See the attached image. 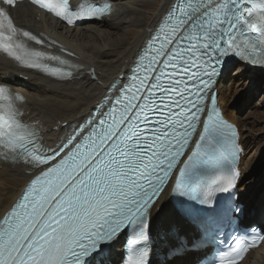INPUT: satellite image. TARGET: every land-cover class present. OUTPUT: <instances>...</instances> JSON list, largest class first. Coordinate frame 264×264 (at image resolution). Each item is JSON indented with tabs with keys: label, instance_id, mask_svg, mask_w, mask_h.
<instances>
[{
	"label": "snow or ice",
	"instance_id": "snow-or-ice-1",
	"mask_svg": "<svg viewBox=\"0 0 264 264\" xmlns=\"http://www.w3.org/2000/svg\"><path fill=\"white\" fill-rule=\"evenodd\" d=\"M32 3L70 25L84 18V6L73 10L69 0ZM14 4L0 0V50L21 61L22 45L13 43L17 29L8 11ZM107 11V4L86 9L93 16ZM232 54L248 63L264 56V0H174L141 51L131 83L93 106L55 148H45L38 131L24 123L17 105L23 97L0 85V144L39 172L0 218V264H83L102 241L146 215L166 190L187 187L184 166L214 134H230L233 143L210 164L239 152L236 130L217 113L212 91L224 58ZM47 60L64 63L55 55ZM42 63L36 52L28 67ZM44 67L53 76L73 75L71 66ZM240 175L234 168L220 190L233 188ZM138 238L146 239V233ZM146 258L144 250L128 264H146Z\"/></svg>",
	"mask_w": 264,
	"mask_h": 264
},
{
	"label": "bare ground",
	"instance_id": "bare-ground-1",
	"mask_svg": "<svg viewBox=\"0 0 264 264\" xmlns=\"http://www.w3.org/2000/svg\"><path fill=\"white\" fill-rule=\"evenodd\" d=\"M112 1L116 7L114 16L75 28H65L47 15L38 17L35 7L27 2L9 8L13 21L18 27L31 31L34 36L44 41L42 48L47 51L51 50L62 61L76 67L75 73L68 80H56L44 77L35 70L21 69L13 60H8L6 57L0 59V83L6 84L11 92L13 89L18 96L23 97L24 101L17 102L20 112L22 111V119L38 131L41 142L46 146H53L72 122H80L85 115L89 114L90 109L102 98L110 82L127 72L139 48L145 43L147 35L158 25L160 17L173 0ZM121 31L122 35H119L118 32ZM98 36H101L102 42L93 41ZM235 67L238 68L233 71L234 80L242 78L249 72L255 75L264 74V67L255 70L251 65L241 61L237 62ZM245 67L249 70L247 71ZM232 81L233 76L228 71L225 72L224 78H221L217 85L216 94H218L219 105L223 113L237 124L241 132L245 129L242 128L244 122L229 107L233 96L230 93ZM234 84L236 88L240 82ZM241 135L246 154L249 144L245 139L247 144L245 148L243 132ZM245 136L248 137V134L244 133ZM3 158L5 156L0 157V216L15 201L27 181L37 172L36 169L22 162ZM250 160L248 158L244 163V159H241L238 166L242 170V175L236 185L239 190L237 201L244 205L243 220L250 221L249 223L256 222L264 229V187L257 192L263 194L262 199L258 201L253 197L255 195L252 189L254 178L250 182L246 180L248 181H245L246 184L245 182L241 184L243 175L247 171L244 164ZM168 193L169 191L166 190L163 197L150 210L149 230L155 236V250L160 254L176 245L169 238L172 224H177L179 235L182 227L185 226L176 211L169 207ZM185 229L190 233L194 232L190 224L186 225ZM162 235H166V240L162 239ZM166 243L168 246L165 247ZM112 250L121 251L116 243ZM262 250V256H259ZM200 255V253L190 251L172 258L171 261L165 260L156 264H192L194 259ZM109 259L112 260L110 255ZM114 262L116 264V259ZM261 263L264 264V243L257 250L251 251L248 257L239 264Z\"/></svg>",
	"mask_w": 264,
	"mask_h": 264
},
{
	"label": "rangeland",
	"instance_id": "rangeland-1",
	"mask_svg": "<svg viewBox=\"0 0 264 264\" xmlns=\"http://www.w3.org/2000/svg\"><path fill=\"white\" fill-rule=\"evenodd\" d=\"M118 33L119 35H122V31ZM93 41L99 43L102 42L103 39L101 36H98L97 39H93ZM237 68L238 67H235L229 71L231 76H233V81L230 87V93L231 95L233 94V96L230 99L229 107L233 109L244 122L242 128L244 127L245 129L241 130V132H243V141L245 143L246 139L249 144L247 149L248 152L245 154L246 156H244V163L248 158L251 159L244 164V168L247 171L244 174L245 176L243 175L241 184L246 180H249L250 182L252 178H254L252 189L255 191V195L253 197L260 201L263 194L261 195L257 192L261 190L260 188L264 187V74L255 75L249 72V74L243 75L242 78H236L239 80L240 84L235 88L234 83L236 82V84H238L239 82L237 83V80H234L235 74L233 71ZM247 69L248 68H246V70ZM244 133L248 134V137L245 136V138ZM245 148H247V144ZM262 253L263 250L259 256H262ZM260 261L261 259L259 260V263Z\"/></svg>",
	"mask_w": 264,
	"mask_h": 264
}]
</instances>
